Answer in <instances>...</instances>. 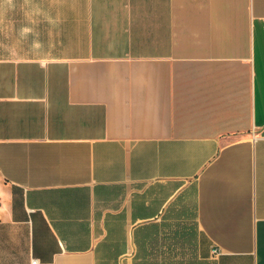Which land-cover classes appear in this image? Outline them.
I'll return each instance as SVG.
<instances>
[{
    "label": "crops",
    "instance_id": "1",
    "mask_svg": "<svg viewBox=\"0 0 264 264\" xmlns=\"http://www.w3.org/2000/svg\"><path fill=\"white\" fill-rule=\"evenodd\" d=\"M0 264H264V0H0Z\"/></svg>",
    "mask_w": 264,
    "mask_h": 264
}]
</instances>
